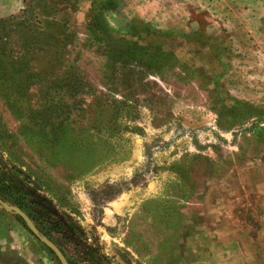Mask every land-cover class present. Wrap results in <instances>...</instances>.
<instances>
[{
  "label": "rangeland",
  "instance_id": "rangeland-1",
  "mask_svg": "<svg viewBox=\"0 0 264 264\" xmlns=\"http://www.w3.org/2000/svg\"><path fill=\"white\" fill-rule=\"evenodd\" d=\"M0 190L71 264H264V0H0ZM0 264L60 263L0 205Z\"/></svg>",
  "mask_w": 264,
  "mask_h": 264
},
{
  "label": "water",
  "instance_id": "water-1",
  "mask_svg": "<svg viewBox=\"0 0 264 264\" xmlns=\"http://www.w3.org/2000/svg\"><path fill=\"white\" fill-rule=\"evenodd\" d=\"M0 205L6 207L9 211H11L14 215L18 216L24 223L25 227L28 229V231L43 245L45 246L49 251L53 253L55 258L60 264H68L65 260L64 256L61 254L59 249L51 243L48 239H46L44 236L40 235L37 229L34 227L30 219L17 207L15 206H8L0 201Z\"/></svg>",
  "mask_w": 264,
  "mask_h": 264
},
{
  "label": "trees",
  "instance_id": "trees-1",
  "mask_svg": "<svg viewBox=\"0 0 264 264\" xmlns=\"http://www.w3.org/2000/svg\"><path fill=\"white\" fill-rule=\"evenodd\" d=\"M0 197H1V202H3L4 204L8 205V206H16L17 204L13 201H11L10 199H8L7 197V194L4 193V191L0 190ZM20 208V207H19ZM21 209V208H20ZM16 219L25 227L23 221L18 217L16 216ZM26 228V227H25ZM49 251V250H48ZM51 254L52 252L49 251ZM68 262V261H67ZM68 264H71L70 262H68Z\"/></svg>",
  "mask_w": 264,
  "mask_h": 264
},
{
  "label": "flooded vegetation",
  "instance_id": "flooded-vegetation-1",
  "mask_svg": "<svg viewBox=\"0 0 264 264\" xmlns=\"http://www.w3.org/2000/svg\"><path fill=\"white\" fill-rule=\"evenodd\" d=\"M2 201V200H1ZM25 214V213H24ZM26 215V214H25ZM29 219H30V217L28 216V215H26ZM30 221L32 222V224H33V221L30 219ZM34 225V224H33ZM35 227V226H34ZM36 228V227H35ZM37 229V228H36ZM38 231V230H37ZM47 239V238H46ZM51 242V241H50ZM52 243V242H51ZM62 254V253H61ZM63 255V254H62ZM68 263V262H67Z\"/></svg>",
  "mask_w": 264,
  "mask_h": 264
}]
</instances>
